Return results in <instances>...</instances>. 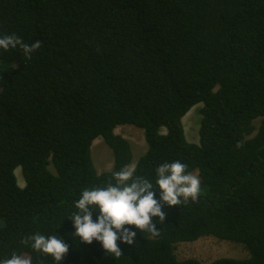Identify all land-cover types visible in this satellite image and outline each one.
<instances>
[{
	"label": "trees",
	"instance_id": "obj_1",
	"mask_svg": "<svg viewBox=\"0 0 264 264\" xmlns=\"http://www.w3.org/2000/svg\"><path fill=\"white\" fill-rule=\"evenodd\" d=\"M2 34L41 47L30 59L0 49V260L56 264L24 243L39 232L69 245L61 264H203L176 249L207 236L249 253L210 264H264V0H0ZM198 104L197 144L183 118ZM125 124L145 135L137 176L157 187V166L179 160L201 192L164 205L158 236L126 225L136 243L118 241L115 257L68 217L83 189L131 166L134 146L115 132ZM99 137L114 157L101 173Z\"/></svg>",
	"mask_w": 264,
	"mask_h": 264
},
{
	"label": "clouds",
	"instance_id": "obj_2",
	"mask_svg": "<svg viewBox=\"0 0 264 264\" xmlns=\"http://www.w3.org/2000/svg\"><path fill=\"white\" fill-rule=\"evenodd\" d=\"M19 47L26 58L41 47L36 41L26 44L15 34L0 35V49L7 51ZM156 186L150 179L137 176L133 166L125 165L112 174L114 183L106 186L85 188L74 202L77 211L68 219L73 221L74 236L87 244L99 242L102 248L115 257L122 255L118 241L133 246L136 243L137 231L126 225L135 226L140 232H148L153 237L158 236L160 230L156 223L164 224L166 213L164 205H187L195 202L201 192V180L198 175L188 171V165L177 160L165 162L156 168ZM156 189L160 197L156 198ZM98 212L96 219L93 214ZM159 217L157 222L153 219ZM31 242L34 251L51 256L56 264H61L69 251L65 240L54 235H43L39 232L29 235L24 243ZM0 264H32L30 258L13 253L10 258L0 260Z\"/></svg>",
	"mask_w": 264,
	"mask_h": 264
},
{
	"label": "rangeland",
	"instance_id": "obj_3",
	"mask_svg": "<svg viewBox=\"0 0 264 264\" xmlns=\"http://www.w3.org/2000/svg\"><path fill=\"white\" fill-rule=\"evenodd\" d=\"M202 108L203 104L196 105L183 118L186 137L192 143H200V128L203 119ZM115 132L128 139L134 146L135 152L133 151V161L131 164L134 167L139 157L147 151L144 131L131 124H125L118 126ZM162 132L166 133V129H162ZM92 150V156L98 172L111 170L114 165L112 149L105 143L102 137L95 140ZM194 174L198 175L196 171ZM16 175L19 184L23 187L25 181L20 168L16 169ZM176 255L180 260L196 258L203 264H210L224 257L235 259H246L249 257V253L243 245L208 236L194 242L179 243Z\"/></svg>",
	"mask_w": 264,
	"mask_h": 264
}]
</instances>
